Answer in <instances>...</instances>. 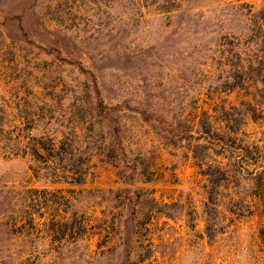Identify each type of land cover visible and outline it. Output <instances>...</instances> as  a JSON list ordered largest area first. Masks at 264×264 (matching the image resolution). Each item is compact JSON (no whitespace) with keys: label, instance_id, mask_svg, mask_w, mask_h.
<instances>
[{"label":"rangeland","instance_id":"obj_1","mask_svg":"<svg viewBox=\"0 0 264 264\" xmlns=\"http://www.w3.org/2000/svg\"><path fill=\"white\" fill-rule=\"evenodd\" d=\"M0 264H264V0H0Z\"/></svg>","mask_w":264,"mask_h":264},{"label":"trees","instance_id":"obj_2","mask_svg":"<svg viewBox=\"0 0 264 264\" xmlns=\"http://www.w3.org/2000/svg\"><path fill=\"white\" fill-rule=\"evenodd\" d=\"M45 142H47V146L43 144L44 142L38 140L36 146L30 147L41 163L45 162L46 155L56 147L55 144L49 140Z\"/></svg>","mask_w":264,"mask_h":264}]
</instances>
